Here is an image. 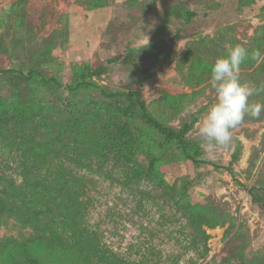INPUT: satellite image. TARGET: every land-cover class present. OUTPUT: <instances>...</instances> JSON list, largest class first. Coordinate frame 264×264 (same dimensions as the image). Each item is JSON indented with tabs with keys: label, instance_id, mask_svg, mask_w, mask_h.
I'll list each match as a JSON object with an SVG mask.
<instances>
[{
	"label": "rangeland",
	"instance_id": "1",
	"mask_svg": "<svg viewBox=\"0 0 264 264\" xmlns=\"http://www.w3.org/2000/svg\"><path fill=\"white\" fill-rule=\"evenodd\" d=\"M186 9L196 15L187 20ZM237 44L247 49L240 76L254 88L249 102L264 104V61L252 59L257 51L264 56V0H0V100L28 114L0 123V175L20 183L22 159L55 138L71 104L84 110L90 99L104 100L99 88L70 93L43 78L70 84L78 67L104 63L107 73L95 78L103 89L127 91L142 78L143 102L169 127L181 128L203 108L187 138L204 162L196 166L175 144L164 146L161 133L137 120L130 122L143 131L136 156L146 169L148 156L157 155L158 176L130 177L112 157L69 164L86 184L87 223L100 232V244L136 264H264V111L246 116L216 158L197 134L216 100L211 68ZM147 45L156 49L141 54V70L120 62ZM29 166L37 176L46 171ZM253 187L262 201L253 199ZM184 203L199 206L214 226L194 228ZM31 232L15 218L0 219V240Z\"/></svg>",
	"mask_w": 264,
	"mask_h": 264
},
{
	"label": "trees",
	"instance_id": "2",
	"mask_svg": "<svg viewBox=\"0 0 264 264\" xmlns=\"http://www.w3.org/2000/svg\"><path fill=\"white\" fill-rule=\"evenodd\" d=\"M183 12L187 20L196 15L187 9ZM183 12L180 10L174 14ZM155 49L152 45L139 51L129 49L121 60L115 58L109 62L120 60L133 71L141 70V54L150 57ZM106 66L104 63L80 66L77 68L79 79L70 84H64L55 77L43 78L46 84L62 87L70 93L99 88L104 100L92 98L84 110L71 104L55 138L32 147L30 154L33 155L22 159L20 183L0 175V219L15 218L32 230L29 237L21 240L12 237L0 240V264H136L107 251L100 244V232L87 223L88 206L83 200L86 184L68 167L69 164L87 167L88 162L94 159L112 157L126 166L130 177L142 174L158 176L160 158L157 155L148 156L146 169L136 156L142 148L143 131L139 126L138 129L132 128L130 122L136 124L139 120L157 130L164 137V146L175 144L196 166L204 162L199 158L202 150L198 143L187 138L203 108L194 112L181 128L169 127L143 102L137 88L143 83L142 78H135L127 91L103 89L95 78H102L107 73ZM26 116L25 107L9 106L0 100L1 124ZM63 154L68 157L67 161L54 164V156ZM29 164L46 171L37 176ZM249 192L253 199L262 201L254 187ZM182 208L189 211V221L194 228L214 226L211 217L199 206L186 203ZM57 221H61L64 227H60Z\"/></svg>",
	"mask_w": 264,
	"mask_h": 264
},
{
	"label": "clouds",
	"instance_id": "3",
	"mask_svg": "<svg viewBox=\"0 0 264 264\" xmlns=\"http://www.w3.org/2000/svg\"><path fill=\"white\" fill-rule=\"evenodd\" d=\"M246 56L247 49L237 44L228 48L211 68L210 85L215 91L216 100L200 121L197 134L212 158L232 146L234 131L246 116L258 118L264 111V104L249 102L254 88L241 80L240 66ZM252 59L260 62L264 61V56L257 51Z\"/></svg>",
	"mask_w": 264,
	"mask_h": 264
}]
</instances>
